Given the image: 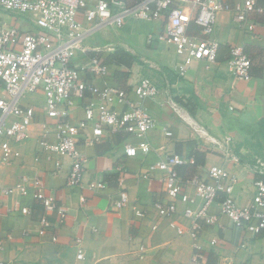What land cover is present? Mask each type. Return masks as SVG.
Masks as SVG:
<instances>
[{
  "label": "crops",
  "instance_id": "0c3cea01",
  "mask_svg": "<svg viewBox=\"0 0 264 264\" xmlns=\"http://www.w3.org/2000/svg\"><path fill=\"white\" fill-rule=\"evenodd\" d=\"M125 1L132 5L140 0ZM225 1L232 6L237 2ZM259 5L263 11L253 12L245 24L235 20L233 10L221 11L213 33L220 43L217 60H195L184 75L177 72L180 58L172 45L165 41L148 42L149 34L164 31L167 14L155 21L128 19L121 27L101 25L90 32L76 54L83 78L100 88L112 84L128 91L142 77L152 78L160 94L146 99L145 105L156 126L145 136L109 129L97 143L87 140L92 136L88 126L80 137L86 157L84 182H104L106 187L72 189L67 186L71 159L50 153L40 144L45 132L51 141L57 139L55 123L47 116L44 95L37 92L27 96L24 103L35 106L37 116L30 126V138L17 146L20 156L15 161L4 163L0 150V186H13L22 182L23 177H39L47 192L53 193L57 203L66 208L67 218L56 229L55 242L51 234H38L39 219L44 213L39 202L30 196L8 197L7 206L28 204L32 212L0 211V258L8 264H188L194 251L189 232L196 222L197 243L206 254V264H264V231H238L227 216L220 215L214 223L185 216L187 208L195 209L201 204L191 183H185L184 194L177 200L178 212L162 217L153 202L165 198V175L156 172L143 176L150 163L167 154H179L187 158L178 167L183 180L195 175L208 178L212 166H221L236 180L237 203L251 202L254 181L263 177L257 172L256 163L264 159V0ZM0 19L24 31L39 29L29 16L2 11ZM190 32L202 34V29L192 22ZM235 46L241 47L252 60L248 80L236 78L228 68L230 49ZM118 50L136 57L131 67L110 60V55ZM93 57L108 65L106 76L89 70ZM3 94L4 86L0 95ZM92 99L95 97L78 100L71 117L73 122L84 117V105ZM228 137L231 141L227 144ZM144 138L153 148L150 153L135 157L125 154V144L136 145ZM196 154L203 160L192 169L190 164ZM56 161H60V168ZM122 190L129 193L130 202L118 210L112 201ZM136 207L145 210L147 216L138 218ZM217 210V204L209 208L212 213ZM50 217L55 222L56 213ZM80 247L84 250L83 259L77 257Z\"/></svg>",
  "mask_w": 264,
  "mask_h": 264
},
{
  "label": "built area",
  "instance_id": "2783aa9c",
  "mask_svg": "<svg viewBox=\"0 0 264 264\" xmlns=\"http://www.w3.org/2000/svg\"><path fill=\"white\" fill-rule=\"evenodd\" d=\"M260 0H237L232 6L225 0H140L128 5L125 0H0V13L8 11L31 20L38 30H21L15 24L0 19V80L5 94L0 95V150L1 160L10 164L20 156L17 146L30 138V126L36 119V107L24 103L27 96L42 92L45 98L47 116L57 129V139L51 141L48 133L40 141L42 147L50 153L71 159L67 176V186L78 190L104 189V182H84L86 157L81 150L80 137L88 126L92 128L91 142H100L109 129L129 134L145 136L156 126V120L145 105L148 98H156L160 89L150 77H142L132 90L118 85L98 87L94 82L85 80L81 68L76 64V54L90 32L98 26L121 27L128 19L155 21L167 14L168 23L158 35L149 34L148 42L165 41L172 45L180 58L177 72L184 75L192 62L217 60L220 43L213 37L218 14L224 10H233L235 20L240 24L248 22L253 12H262ZM195 22L202 34L190 32ZM252 29L253 25H249ZM231 58L228 68L236 78L250 79L252 60L245 51L235 46L230 49ZM89 70L106 76L108 65L100 58L93 57ZM134 94V96H132ZM87 96L95 99L85 103L84 117L72 121V113ZM118 106H122L119 109ZM171 134V132H168ZM231 137L227 138V144ZM149 141L144 138L136 145L127 143L124 152L129 157L148 154L152 151ZM187 162L179 154H167L150 163L143 173L150 177L156 172L165 175V198H157L153 206L162 217H171L178 212L177 200L184 194L185 183L195 187L201 204L187 208L184 215L196 221L204 218L214 223L221 216H227L236 230L260 234L264 231V159H258L257 172L263 177L254 181L255 195L247 205H239L234 195L235 178L221 166H212L209 177L193 176L183 180L178 167ZM57 168L61 167L56 161ZM29 182V183H28ZM12 195L30 196L39 202L44 213L39 219L38 234H51L58 241L56 229L65 223L67 210L57 203L53 193H48L39 177L28 179L13 186H0V211H21L30 214V205L7 206L6 200ZM83 199H85L83 197ZM130 195L122 190L112 201L116 209L125 208ZM218 205L216 213L209 211ZM138 218L147 216V212L135 208ZM56 213V220L50 217ZM199 226L195 222L190 230L194 251L188 264H206V254L197 243ZM182 233L183 230H180ZM215 243V242H212ZM81 245V239L77 240ZM1 247V244H0ZM82 247L77 257L84 258ZM0 264H8L0 258Z\"/></svg>",
  "mask_w": 264,
  "mask_h": 264
},
{
  "label": "trees",
  "instance_id": "16d2710c",
  "mask_svg": "<svg viewBox=\"0 0 264 264\" xmlns=\"http://www.w3.org/2000/svg\"><path fill=\"white\" fill-rule=\"evenodd\" d=\"M135 59H136V57H134L133 55H131L130 53H128L125 50H118L114 54L110 55L111 61L115 62L118 65H124L127 67H131L133 65V62L135 61ZM204 155H205V153H204ZM202 160L203 159H199L198 155L196 154V156H194L193 163L190 164L191 168L194 169L197 165H199L202 162ZM186 165H188V164H186ZM179 168H181V167H179ZM182 174H183V172H182Z\"/></svg>",
  "mask_w": 264,
  "mask_h": 264
},
{
  "label": "rangeland",
  "instance_id": "374dc122",
  "mask_svg": "<svg viewBox=\"0 0 264 264\" xmlns=\"http://www.w3.org/2000/svg\"><path fill=\"white\" fill-rule=\"evenodd\" d=\"M0 93H3V86L1 84V82H0Z\"/></svg>",
  "mask_w": 264,
  "mask_h": 264
}]
</instances>
